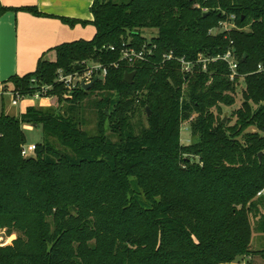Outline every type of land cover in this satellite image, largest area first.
<instances>
[{"label": "trees", "instance_id": "16d2710c", "mask_svg": "<svg viewBox=\"0 0 264 264\" xmlns=\"http://www.w3.org/2000/svg\"><path fill=\"white\" fill-rule=\"evenodd\" d=\"M10 10L0 6V16ZM91 13V41L62 44L52 50L55 61L42 58L34 73L10 80L21 98L49 87L67 106L0 115V231L11 238L0 244V264H231L257 255L264 0H94ZM231 16L238 29L211 33ZM125 47L151 54L131 65ZM229 50L238 62L234 81L223 61L182 71V58ZM84 62L103 65L107 76L89 91L58 83L60 70L75 73ZM86 101L96 111L94 133L83 129ZM26 125L42 131L29 157Z\"/></svg>", "mask_w": 264, "mask_h": 264}, {"label": "crops", "instance_id": "0c3cea01", "mask_svg": "<svg viewBox=\"0 0 264 264\" xmlns=\"http://www.w3.org/2000/svg\"><path fill=\"white\" fill-rule=\"evenodd\" d=\"M93 3L94 0H0L1 7L11 9L0 16V115L20 117L30 107L55 106V100L36 98L26 103L24 98L13 106V84L10 80L34 73L42 58L55 61L52 50L62 44L91 41L96 34L91 24ZM30 8H36L41 16L22 10ZM63 19L76 23L72 26ZM2 88H6L9 94L2 93ZM24 129L32 130L33 127L26 125ZM258 212L264 214L262 205ZM258 236L264 234L258 233ZM254 257H243L242 263L236 261L231 264H253Z\"/></svg>", "mask_w": 264, "mask_h": 264}, {"label": "built area", "instance_id": "2783aa9c", "mask_svg": "<svg viewBox=\"0 0 264 264\" xmlns=\"http://www.w3.org/2000/svg\"><path fill=\"white\" fill-rule=\"evenodd\" d=\"M206 13L207 10H204ZM237 28L236 24V17L231 16L228 21H223L220 23L217 30L212 31L211 33L216 34L220 32H229ZM111 50L114 51V47H111ZM151 54V51H146V48L137 51L133 48H124L122 50V60L127 61L129 64H133L137 61H144L146 56ZM168 60L172 59V56L169 55L167 57ZM217 61H223L227 64L231 75L230 78L232 81L238 76V62L234 56V52L232 50L227 51L223 55H219L217 57H203L200 55L196 62H189L186 61L184 58L180 59L179 62L181 64V68L183 73L191 74L194 71V68L197 65H202L204 70L208 64L215 63ZM258 72H264V67L259 65ZM107 76V69L99 64V63H83L81 66V70L75 73H65L64 71L60 70L58 72V83L62 84L68 91L73 92L77 89H83V85H89L95 81L98 77L99 79H104ZM33 82H35L33 80ZM50 90L49 87H43L40 92H38L32 98L36 99H46V100H57L54 96H48L47 93ZM2 93L9 94L8 91L1 89ZM12 94V105L16 106L18 102L24 98H21L19 95H15L13 92ZM36 151V144H30L23 147L22 155L24 157L31 156ZM264 194V190L258 194L261 197Z\"/></svg>", "mask_w": 264, "mask_h": 264}, {"label": "rangeland", "instance_id": "374dc122", "mask_svg": "<svg viewBox=\"0 0 264 264\" xmlns=\"http://www.w3.org/2000/svg\"><path fill=\"white\" fill-rule=\"evenodd\" d=\"M150 31H144V35H146L148 37V39L151 38V36L153 35ZM155 34V33H154ZM242 86L239 87V92L241 90ZM98 97H93L92 99L95 100ZM241 97H237L238 103H237V107L240 105ZM99 99V98H98ZM32 100V97H27L24 100V103L28 102ZM92 101L89 102H85L82 107L80 108L81 113V117H82V121L84 122V126L83 129L87 130L91 133H94L96 131V125H97V119H96V111L94 109V105L91 104ZM54 105L53 106L55 109L58 110V112L63 113L65 111V107L67 106L65 103L63 104H59L56 101H54ZM225 114H227V121H228V117H229V112H226ZM225 116V115H224ZM226 121V122H227ZM26 135H27V139H28V144H39L42 142V131L39 128H33L32 130H27L26 131ZM181 139H182V143L187 145L191 142H193L192 136H191V130H190V126L189 123H184L183 127H182V131H181ZM264 196V195H263ZM257 220L255 218H252V223L253 225H256ZM11 241V238L7 235V233L5 231H0V244L2 246L8 245ZM251 249L254 252H257L258 254L255 255V259L253 264H264V260L262 259V256L259 254V252H261L262 250H264V236H258V232H256L254 230L253 232V241L251 244ZM242 260H238V262H241ZM242 263V262H241Z\"/></svg>", "mask_w": 264, "mask_h": 264}, {"label": "water", "instance_id": "95a60500", "mask_svg": "<svg viewBox=\"0 0 264 264\" xmlns=\"http://www.w3.org/2000/svg\"><path fill=\"white\" fill-rule=\"evenodd\" d=\"M204 16H207V13L204 14ZM136 73H126L125 77H124V81L128 84V85H132L134 83V79H135ZM98 81V77L95 79V81L89 85H83V89L86 91H89L93 88L94 84ZM227 121V114H225L224 116V122ZM261 157V155H260Z\"/></svg>", "mask_w": 264, "mask_h": 264}]
</instances>
